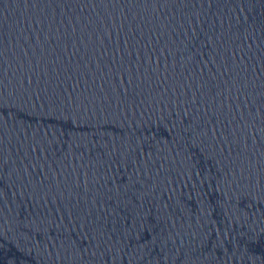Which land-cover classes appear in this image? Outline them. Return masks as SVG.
I'll return each mask as SVG.
<instances>
[{
    "label": "water",
    "instance_id": "95a60500",
    "mask_svg": "<svg viewBox=\"0 0 264 264\" xmlns=\"http://www.w3.org/2000/svg\"><path fill=\"white\" fill-rule=\"evenodd\" d=\"M0 264H264V0H0Z\"/></svg>",
    "mask_w": 264,
    "mask_h": 264
}]
</instances>
